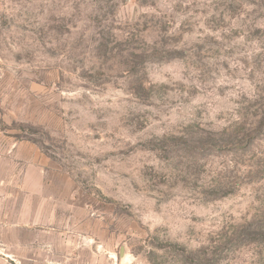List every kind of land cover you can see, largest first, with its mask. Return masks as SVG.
Listing matches in <instances>:
<instances>
[{
	"label": "rangeland",
	"instance_id": "obj_1",
	"mask_svg": "<svg viewBox=\"0 0 264 264\" xmlns=\"http://www.w3.org/2000/svg\"><path fill=\"white\" fill-rule=\"evenodd\" d=\"M12 144L111 264H264V0H0Z\"/></svg>",
	"mask_w": 264,
	"mask_h": 264
},
{
	"label": "crops",
	"instance_id": "obj_2",
	"mask_svg": "<svg viewBox=\"0 0 264 264\" xmlns=\"http://www.w3.org/2000/svg\"><path fill=\"white\" fill-rule=\"evenodd\" d=\"M18 149L0 146V264H111L108 251L69 242L61 216L43 214L45 185Z\"/></svg>",
	"mask_w": 264,
	"mask_h": 264
}]
</instances>
